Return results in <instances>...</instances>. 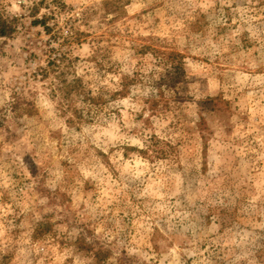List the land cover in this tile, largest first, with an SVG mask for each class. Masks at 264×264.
Segmentation results:
<instances>
[{
	"label": "rangeland",
	"instance_id": "rangeland-1",
	"mask_svg": "<svg viewBox=\"0 0 264 264\" xmlns=\"http://www.w3.org/2000/svg\"><path fill=\"white\" fill-rule=\"evenodd\" d=\"M0 16V264H264V0ZM72 79L108 102L78 120Z\"/></svg>",
	"mask_w": 264,
	"mask_h": 264
},
{
	"label": "trees",
	"instance_id": "trees-1",
	"mask_svg": "<svg viewBox=\"0 0 264 264\" xmlns=\"http://www.w3.org/2000/svg\"><path fill=\"white\" fill-rule=\"evenodd\" d=\"M14 21L15 19L7 20L0 16V38H8L13 35V33L15 32ZM47 21L48 17L44 15L40 19H35L33 21V24L42 27L47 34H50L52 32V27L48 25ZM145 50L150 49L145 46L143 47L142 51ZM127 79L128 77L126 76H123V78L121 79L122 87L130 84V81H127ZM58 91L61 93L62 99L65 101L66 108L72 110L75 117H82V111L80 112L81 114L79 113L78 115L76 113V109H73L74 107L72 103L76 98H81V102L84 104V107L88 113L91 112L93 108L97 109L98 107L104 106L108 102L106 99V94L94 96L82 85L80 79H72V81L64 83L63 87H59ZM119 95H121V91H114L108 95V99H114ZM156 105L158 104H154V106ZM77 118L78 120H81L80 117Z\"/></svg>",
	"mask_w": 264,
	"mask_h": 264
}]
</instances>
